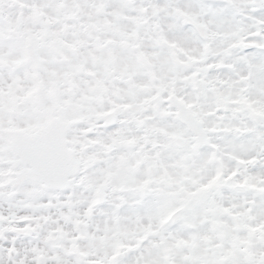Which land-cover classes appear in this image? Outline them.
Masks as SVG:
<instances>
[{
    "label": "snow or ice",
    "instance_id": "snow-or-ice-1",
    "mask_svg": "<svg viewBox=\"0 0 264 264\" xmlns=\"http://www.w3.org/2000/svg\"><path fill=\"white\" fill-rule=\"evenodd\" d=\"M0 264H264V0H0Z\"/></svg>",
    "mask_w": 264,
    "mask_h": 264
}]
</instances>
